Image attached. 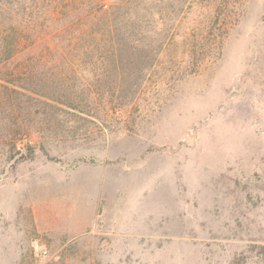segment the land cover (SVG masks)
I'll return each instance as SVG.
<instances>
[{"label":"rangeland","instance_id":"obj_1","mask_svg":"<svg viewBox=\"0 0 264 264\" xmlns=\"http://www.w3.org/2000/svg\"><path fill=\"white\" fill-rule=\"evenodd\" d=\"M104 2L150 41L238 19L196 73L179 38L142 81L68 80L14 152L0 125V264H264V0Z\"/></svg>","mask_w":264,"mask_h":264},{"label":"trees","instance_id":"obj_2","mask_svg":"<svg viewBox=\"0 0 264 264\" xmlns=\"http://www.w3.org/2000/svg\"><path fill=\"white\" fill-rule=\"evenodd\" d=\"M125 4L116 8L104 0H0V125L7 129L4 138L11 152L40 109L73 105L67 92L71 78L98 80L126 73L142 81L179 38L188 43L183 55L190 64L187 71L196 73L204 62L219 59L238 19L236 14L216 13L200 32L151 31L156 38L150 41L149 21L141 17L132 22L130 15H139ZM123 18L127 23L121 34ZM153 43L155 48H146Z\"/></svg>","mask_w":264,"mask_h":264}]
</instances>
